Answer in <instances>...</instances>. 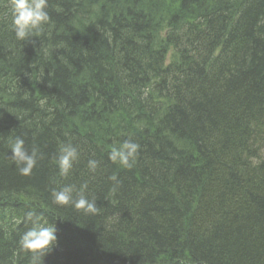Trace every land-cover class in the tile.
<instances>
[{
    "label": "trees",
    "instance_id": "trees-1",
    "mask_svg": "<svg viewBox=\"0 0 264 264\" xmlns=\"http://www.w3.org/2000/svg\"><path fill=\"white\" fill-rule=\"evenodd\" d=\"M9 2L0 264H29V211L57 228L42 264H264V0H48L25 41ZM16 136L39 150L31 175L9 158ZM127 139L140 149L122 168L108 153ZM67 143L79 157L65 177ZM85 183L95 214L53 203L52 189Z\"/></svg>",
    "mask_w": 264,
    "mask_h": 264
},
{
    "label": "clouds",
    "instance_id": "clouds-1",
    "mask_svg": "<svg viewBox=\"0 0 264 264\" xmlns=\"http://www.w3.org/2000/svg\"><path fill=\"white\" fill-rule=\"evenodd\" d=\"M11 26L17 40L25 41L42 31L43 26L50 20L47 12L48 0H10ZM11 155L9 158L15 163L17 172L22 176L31 175L36 167L39 150L33 146L31 151L25 147V140L16 136L10 145ZM140 145L132 139L124 140L119 146L113 147L108 153L109 160L122 168H131L136 162ZM77 147L71 143L60 144L54 158L61 176H67L78 160ZM99 161L90 159L88 169L95 172ZM118 186L120 181L116 175L109 177ZM87 184L81 185L79 189L75 185H64L59 189H52L53 203L61 206L71 205L74 209L87 214H95L98 211L95 200H90L84 194ZM26 217L32 223L19 240L20 250L30 253L29 264H42V257L52 251L57 245V228L55 224L41 222L36 213L29 211Z\"/></svg>",
    "mask_w": 264,
    "mask_h": 264
}]
</instances>
